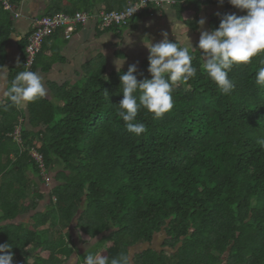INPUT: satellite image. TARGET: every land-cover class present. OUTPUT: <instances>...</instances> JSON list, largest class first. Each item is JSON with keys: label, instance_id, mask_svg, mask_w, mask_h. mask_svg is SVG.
<instances>
[{"label": "trees", "instance_id": "obj_1", "mask_svg": "<svg viewBox=\"0 0 264 264\" xmlns=\"http://www.w3.org/2000/svg\"><path fill=\"white\" fill-rule=\"evenodd\" d=\"M176 1L173 7L196 14L220 8L211 31L225 15H246L228 0ZM135 17L107 30L126 28ZM11 32L0 3V55ZM27 38L9 87L25 70ZM190 53L196 76L173 86L171 112L155 118L140 109L135 122L147 132L139 136L117 115L126 70L108 76L102 70L83 85L62 87L57 104L45 98L29 103V125L8 98L0 105V223L36 211L43 199L38 186L45 182L31 149L43 154L49 174L55 172L51 203L31 215L30 226L0 225V244L13 246V264H66L74 253L73 231L83 244L102 235L76 264L104 246L109 262L130 253L132 264H264V147L257 143L264 139V87L255 83L264 54L232 68L235 89L225 95L203 71L199 47ZM148 68L147 62L135 73L138 80L151 78ZM18 127L21 143L14 137ZM160 233L166 235L162 249L133 252Z\"/></svg>", "mask_w": 264, "mask_h": 264}, {"label": "crops", "instance_id": "obj_2", "mask_svg": "<svg viewBox=\"0 0 264 264\" xmlns=\"http://www.w3.org/2000/svg\"><path fill=\"white\" fill-rule=\"evenodd\" d=\"M131 1L136 0H18L14 13L7 11L12 22V32L5 45V55H0V66L7 68L0 72V105L7 103L4 92L9 88L11 69L23 59L22 41L31 34L39 19L58 13L72 15L74 12L94 14L103 10L120 11ZM161 11L153 15L144 13L122 29L102 31L96 23L91 22L87 25H79L71 39L64 36L62 29L56 32L46 41L44 52L42 51L43 58L35 71L42 77L44 86L48 90L45 99L57 104L56 97L60 88L83 85L89 77L102 70L108 76L117 71L115 63L117 60L121 65L125 60L120 70L128 71L129 65L135 64L137 72L141 71L144 64L149 63L150 53L143 43L146 37L153 43H159L164 39L162 33L167 32L170 42H177L179 46L189 47L190 50L195 49L199 45L200 33L211 32L213 17L221 13L220 8L216 6L204 7L198 14L190 8L171 7ZM197 17L200 20L205 19L206 23L203 26L200 24L195 26ZM127 38L128 40H125ZM28 105L29 103L19 108L21 114L26 116L27 125L30 118ZM38 187L43 195L38 209L20 215L13 222H1L0 225L13 223L30 226L31 215L43 212L52 199V191L45 187V184L40 182ZM97 239L83 244L78 233L73 231L74 243L70 246L74 249V253L66 264H76L81 254L101 241L99 239L96 242ZM154 242L156 243L155 237L151 244L153 247L149 244H142L141 247H144V250L149 247L155 248ZM106 248V246L101 247L97 254L102 256Z\"/></svg>", "mask_w": 264, "mask_h": 264}, {"label": "clouds", "instance_id": "obj_3", "mask_svg": "<svg viewBox=\"0 0 264 264\" xmlns=\"http://www.w3.org/2000/svg\"><path fill=\"white\" fill-rule=\"evenodd\" d=\"M220 2L222 4L223 0ZM228 2L246 12V15H225L218 28L200 33L198 45L204 58L203 71L225 95H230L235 89L234 81L229 78L232 68L250 64L254 57L264 54V0ZM198 23L203 26L206 21L201 19ZM162 36L164 39L159 43H153L147 37L143 40L150 53V79L138 80L135 64L129 65L127 73L120 76L123 99L119 103L117 115L125 123L127 130L137 136L147 132L145 124L135 122L140 109H146L155 118L171 112L174 108L173 86L187 83L197 74L189 47L170 42L167 32H163ZM115 63L117 71H120L123 64L119 60ZM5 69L7 68L0 66V72ZM255 83L264 87V67L258 70ZM47 94L48 90L39 73L27 69L20 71L4 92L11 104L17 108L45 98ZM257 143L264 147V139H259ZM12 247L11 244H0V264H13ZM84 264H132V256L130 253H122L109 262L99 254L87 252Z\"/></svg>", "mask_w": 264, "mask_h": 264}, {"label": "built area", "instance_id": "obj_4", "mask_svg": "<svg viewBox=\"0 0 264 264\" xmlns=\"http://www.w3.org/2000/svg\"><path fill=\"white\" fill-rule=\"evenodd\" d=\"M0 3L5 11L14 13L16 10L17 0H0ZM176 4V0H136L129 2L127 7L122 11L103 10L94 14L76 12L72 15L58 13L51 16H44L36 22L33 31L27 38L25 47V70L32 71L45 40L58 30H64L65 37L71 39L79 25H87L94 22L102 31L113 26L125 27L135 16L142 15L145 12L153 15L162 12L161 10L166 8H171ZM14 137L17 142L21 143V127L17 128ZM30 155L38 164L45 185H50L51 178L43 154L34 148L31 149ZM80 264H84V262Z\"/></svg>", "mask_w": 264, "mask_h": 264}, {"label": "rangeland", "instance_id": "obj_5", "mask_svg": "<svg viewBox=\"0 0 264 264\" xmlns=\"http://www.w3.org/2000/svg\"><path fill=\"white\" fill-rule=\"evenodd\" d=\"M139 16H140V15H139ZM139 16H136L135 19H138ZM135 19H134V20H135ZM54 174H55V172H52L51 174H49V175H50V178H51V183H50V185H47V184L45 185V187H47L49 190H53V188L55 187V182H54V180H53ZM28 215H30V214H28ZM27 219H28V222H27V223L29 224V217H27L26 220H27ZM100 238H101V237H100ZM100 238H99V239H100ZM99 239H97L96 242H97ZM165 239H166V235H165L164 233L157 234V235L155 236V241H156V243L154 242V246H155V248L158 249V250L162 249V245H163V242H164ZM96 242H94V243H96ZM151 244H152V243H151ZM149 246L153 247L152 245H149ZM143 250H144V247L139 246V247H137V248H134V249H133V252H134V251L141 252V251H143Z\"/></svg>", "mask_w": 264, "mask_h": 264}]
</instances>
